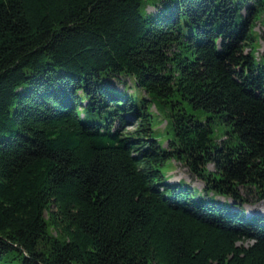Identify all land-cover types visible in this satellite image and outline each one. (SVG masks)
Here are the masks:
<instances>
[{"label": "trees", "instance_id": "trees-1", "mask_svg": "<svg viewBox=\"0 0 264 264\" xmlns=\"http://www.w3.org/2000/svg\"><path fill=\"white\" fill-rule=\"evenodd\" d=\"M147 1L0 0V264H264V215L243 210L264 200L257 4ZM182 100L224 121L220 145Z\"/></svg>", "mask_w": 264, "mask_h": 264}, {"label": "rangeland", "instance_id": "rangeland-1", "mask_svg": "<svg viewBox=\"0 0 264 264\" xmlns=\"http://www.w3.org/2000/svg\"><path fill=\"white\" fill-rule=\"evenodd\" d=\"M241 0H234V2ZM147 11H153L152 7H155L158 3L155 0H148L147 2ZM254 3L257 4V11L254 16V26L252 27V35L253 40L251 42V50L253 53V57L257 64H261L264 68V55H262V43L259 38V32L262 30L264 23V1L257 2L256 0H248L246 4ZM151 6V7H150ZM120 82L114 81L113 83L117 86L120 91H122V87L125 89L123 91L128 94L133 103L138 106L142 111H144L143 105L147 106V110L152 115V122L154 126V135L161 145V147L166 148V144L168 140L173 139V133L170 128H165V121L162 119V116L158 114L157 108L155 107L154 102L144 101V98L148 99V96L143 92L142 89L138 88L134 84V80L131 81L127 77H121ZM122 82H126L122 86ZM181 106L188 112L194 115L196 119L202 121H209L213 126L212 132V143L213 145H220L222 139L228 136L227 130L228 126L224 123V121L219 120L218 118H212L209 120L208 117L212 116L210 112H206L200 108H194L188 101L182 100ZM162 122V123H159ZM209 170L213 169V166L209 164ZM165 182L169 184L178 183L179 186L183 187L185 185H189L196 194H201L203 196V192L201 191L202 183L200 181L190 180L187 170L180 166L178 163H175L174 160H168L166 163L160 168ZM207 197L215 200L219 203H224L226 207L230 206V200L228 198L220 197L219 195H213L212 192H208ZM243 210L246 211V214L250 216L251 214H260L264 215V200L256 202V203H245Z\"/></svg>", "mask_w": 264, "mask_h": 264}]
</instances>
